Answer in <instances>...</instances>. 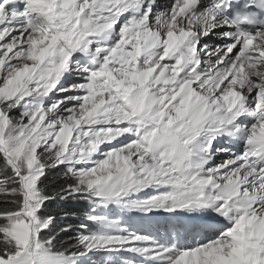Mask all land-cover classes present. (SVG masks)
Returning <instances> with one entry per match:
<instances>
[{
    "label": "snow or ice",
    "instance_id": "6c2138e0",
    "mask_svg": "<svg viewBox=\"0 0 264 264\" xmlns=\"http://www.w3.org/2000/svg\"><path fill=\"white\" fill-rule=\"evenodd\" d=\"M0 264H264V0H0Z\"/></svg>",
    "mask_w": 264,
    "mask_h": 264
}]
</instances>
